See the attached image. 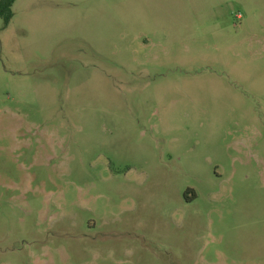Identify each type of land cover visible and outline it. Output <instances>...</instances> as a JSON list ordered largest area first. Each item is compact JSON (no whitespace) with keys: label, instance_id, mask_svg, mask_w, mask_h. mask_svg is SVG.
Here are the masks:
<instances>
[{"label":"rangeland","instance_id":"rangeland-1","mask_svg":"<svg viewBox=\"0 0 264 264\" xmlns=\"http://www.w3.org/2000/svg\"><path fill=\"white\" fill-rule=\"evenodd\" d=\"M11 11L0 264H264V0Z\"/></svg>","mask_w":264,"mask_h":264},{"label":"trees","instance_id":"trees-1","mask_svg":"<svg viewBox=\"0 0 264 264\" xmlns=\"http://www.w3.org/2000/svg\"><path fill=\"white\" fill-rule=\"evenodd\" d=\"M15 0H0V18L3 20L4 26L8 24L12 17V6Z\"/></svg>","mask_w":264,"mask_h":264}]
</instances>
